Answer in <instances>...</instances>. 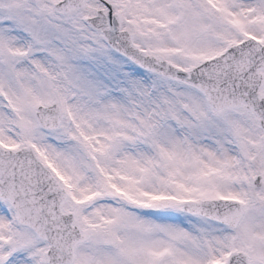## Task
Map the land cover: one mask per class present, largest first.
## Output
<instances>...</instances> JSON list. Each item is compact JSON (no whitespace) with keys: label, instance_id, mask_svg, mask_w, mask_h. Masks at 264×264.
<instances>
[{"label":"snow or ice","instance_id":"1","mask_svg":"<svg viewBox=\"0 0 264 264\" xmlns=\"http://www.w3.org/2000/svg\"><path fill=\"white\" fill-rule=\"evenodd\" d=\"M0 264H264V0H0Z\"/></svg>","mask_w":264,"mask_h":264}]
</instances>
